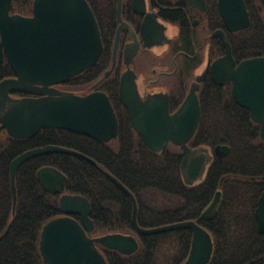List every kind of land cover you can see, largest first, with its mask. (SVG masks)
Segmentation results:
<instances>
[{
	"label": "trees",
	"instance_id": "obj_1",
	"mask_svg": "<svg viewBox=\"0 0 264 264\" xmlns=\"http://www.w3.org/2000/svg\"><path fill=\"white\" fill-rule=\"evenodd\" d=\"M244 1L250 23L243 30L228 33L237 60L264 56V0ZM216 2L208 0L218 24ZM11 13L32 14V0H12ZM106 46L108 42L94 65L70 79L73 84L89 85L103 74L111 62ZM10 76L13 71L4 57L0 81ZM118 81L119 74L115 73L98 87L108 94L118 119V135L107 143L62 128H42L23 139L10 137L5 129L0 131V264H46L39 251L42 226L64 211L59 205L60 194L44 190L38 181L37 170L43 166L55 167L67 176V193L83 195L90 201L92 236L122 232L138 238L139 248L128 255L99 246L108 264H181L189 254L192 232L176 228L136 233L132 200L107 172L135 196L140 226L151 228L193 220L212 235L214 248L208 264H264V234L258 232L254 216L264 191V142L259 125L246 108L235 102L230 86L206 81L200 87L201 118L189 145L207 147L213 156L202 178L187 184L181 173V149L171 144L152 151L131 128L119 101ZM50 144L79 151L95 163L63 152L24 161L15 176L17 202L12 214L11 161L28 149ZM219 144L229 147L226 155L213 153ZM218 190V210L212 219H205L202 213Z\"/></svg>",
	"mask_w": 264,
	"mask_h": 264
},
{
	"label": "water",
	"instance_id": "obj_2",
	"mask_svg": "<svg viewBox=\"0 0 264 264\" xmlns=\"http://www.w3.org/2000/svg\"><path fill=\"white\" fill-rule=\"evenodd\" d=\"M204 8V0H186ZM12 0H0V63L6 57L13 76L0 81V131L5 129L13 138H29L42 128H62L84 134L106 143L118 135V119L106 92L93 90L86 94L62 91L52 87L65 82L94 65L101 56L103 44L94 13L86 0H33L32 14L11 13ZM219 14L229 31L248 27L250 16L244 0H217ZM157 38L162 31L155 22ZM144 31V29H143ZM146 34L145 32H143ZM154 33L149 30V34ZM219 36L225 54L210 63L190 85L180 106L169 111L166 94L141 96L136 84V74L129 64L136 54L138 44L125 47L127 69L119 79V100L125 107L131 128L141 137L144 145L155 152L169 144L177 145L182 152L181 173L187 184L200 180L212 153L207 147H192L201 118L197 90L210 67L211 77L217 84L231 81V94L235 102L249 111L253 122L259 125V136L264 142V56H254L239 61L232 55L229 40L222 30ZM146 37L145 45L156 41ZM157 42V41H156ZM118 35L114 43L112 66L96 82L108 77L116 62ZM13 92L26 93L14 96ZM49 152L70 153L91 163L95 161L74 149L60 145H45L28 149L10 163V183L15 212L17 190L15 176L24 161ZM229 147L219 144L213 153L224 156ZM109 178L132 200V224L138 234H152L176 228H189L192 232L188 256L181 264H208L214 243L211 233L193 220L179 221L157 227L144 228L137 222V202L133 193L115 176ZM42 188L58 193L63 215L49 219L42 226L39 251L46 264H108L99 246L128 255L139 248V240L131 233L110 232L92 236L94 221L90 216V201L83 195L65 191L67 176L52 166L37 170ZM221 200L216 191L202 216L212 219ZM73 215L79 217L75 218ZM257 230L264 234V191L260 194L254 211Z\"/></svg>",
	"mask_w": 264,
	"mask_h": 264
},
{
	"label": "flooded vegetation",
	"instance_id": "obj_3",
	"mask_svg": "<svg viewBox=\"0 0 264 264\" xmlns=\"http://www.w3.org/2000/svg\"><path fill=\"white\" fill-rule=\"evenodd\" d=\"M86 1L96 18L103 51L105 50V42H108L106 50L110 53L111 62L103 74L92 84L75 85L70 81L71 78L75 77L73 76L65 82L52 85V87L62 91H71L83 95L93 90H101L98 89L99 85L112 74L118 73L120 79L121 74L127 69L124 59L125 47L128 44L137 43L138 49L131 59L129 67L136 74L138 92L143 97L155 93L166 94L169 111L174 112L184 100L191 83L196 80L197 76L202 74L212 61L225 54L222 39L219 36H212V34L216 30H222L228 39V33L236 32L226 28L216 2V11L220 20L217 24L216 12L209 7L208 0H204V8L192 5L186 0ZM154 22L157 28L162 31V38L156 37L157 29H151ZM149 30L155 34H149ZM117 35L115 66L108 77L96 84L105 71L112 66L114 43ZM147 36L149 39L155 36L157 42L155 41L152 45H145ZM233 57L236 60V65L242 60H237L234 55ZM206 81L216 85L228 84L231 91L232 82L215 83L209 67L204 79L199 82L198 98L200 87ZM17 93L19 95L14 93L13 95H26V93Z\"/></svg>",
	"mask_w": 264,
	"mask_h": 264
},
{
	"label": "bare ground",
	"instance_id": "obj_4",
	"mask_svg": "<svg viewBox=\"0 0 264 264\" xmlns=\"http://www.w3.org/2000/svg\"><path fill=\"white\" fill-rule=\"evenodd\" d=\"M107 143V142H106Z\"/></svg>",
	"mask_w": 264,
	"mask_h": 264
}]
</instances>
